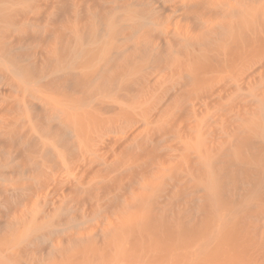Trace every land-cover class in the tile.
Listing matches in <instances>:
<instances>
[{
  "label": "bare ground",
  "instance_id": "1",
  "mask_svg": "<svg viewBox=\"0 0 264 264\" xmlns=\"http://www.w3.org/2000/svg\"><path fill=\"white\" fill-rule=\"evenodd\" d=\"M0 264H264V0H0Z\"/></svg>",
  "mask_w": 264,
  "mask_h": 264
}]
</instances>
